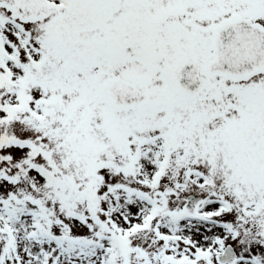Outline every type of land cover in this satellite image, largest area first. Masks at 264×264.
<instances>
[{
	"label": "snow or ice",
	"instance_id": "6c2138e0",
	"mask_svg": "<svg viewBox=\"0 0 264 264\" xmlns=\"http://www.w3.org/2000/svg\"><path fill=\"white\" fill-rule=\"evenodd\" d=\"M0 264H264V0H0Z\"/></svg>",
	"mask_w": 264,
	"mask_h": 264
}]
</instances>
